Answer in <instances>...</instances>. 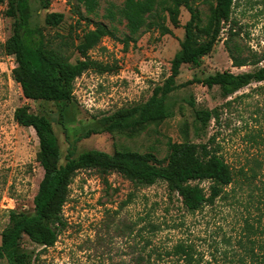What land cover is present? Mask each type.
I'll return each mask as SVG.
<instances>
[{
	"label": "rangeland",
	"instance_id": "1",
	"mask_svg": "<svg viewBox=\"0 0 264 264\" xmlns=\"http://www.w3.org/2000/svg\"><path fill=\"white\" fill-rule=\"evenodd\" d=\"M123 1L99 0L96 13L88 14L76 0H30L34 20L47 41L51 46L62 45L72 62L78 54L71 43L79 41L83 29L99 23L112 31L88 51L110 70H87L77 77L70 102L23 97L11 76L15 59L3 47L12 19L5 14L6 4L0 3V232L8 210L33 211L32 199L43 174L34 130L13 119L15 108L26 105L51 121L60 164L69 149L75 155L89 149L149 152L165 164L170 142L190 141L213 147L234 174L227 197L190 212L164 181L142 186L117 172L79 170L69 184L62 209L66 224L54 245L43 248L26 236L21 240L34 264H264V81L227 98L220 95L218 86L188 84L169 94L166 104L171 115L162 122L132 133L102 131L98 117L144 102L169 75L170 60L183 37L182 25L189 18L181 7V26L173 27L166 20L172 34L145 26L125 46L121 42L124 23L104 17L110 3L120 6ZM45 2L47 8L42 6ZM213 4L194 1L200 25L208 21ZM48 12L63 13L62 21L45 24ZM228 25L238 33L228 42L235 56L264 57V0H234L219 40L197 65L181 66L177 83L216 71L239 73L256 67L231 65L224 45ZM262 64L264 60L258 66ZM214 107H219V122L211 120L202 130L195 109ZM199 184L207 188L208 181ZM0 264L12 263L0 260Z\"/></svg>",
	"mask_w": 264,
	"mask_h": 264
},
{
	"label": "trees",
	"instance_id": "2",
	"mask_svg": "<svg viewBox=\"0 0 264 264\" xmlns=\"http://www.w3.org/2000/svg\"><path fill=\"white\" fill-rule=\"evenodd\" d=\"M76 1L88 14L96 13L99 6V0ZM194 1L214 2L204 25H200ZM233 2L234 0H124L120 6L110 3L105 8L104 17L111 22L124 23L125 32L121 42L125 46L134 41L145 26L157 28L160 34H172L166 20L173 27L181 26L178 20L181 7L186 9L189 18L182 25L183 37L179 40V49L170 60L169 75L152 88L150 96L144 102L121 107L98 117L97 123L101 130L109 133H132L148 124L162 122L171 115L166 104L169 94L188 84L198 83L207 88L218 86L220 95L227 98L253 82L264 81V64L258 66L264 57L248 60L235 56L228 42L238 33L232 25H228V38L224 40V45L230 55L231 65L241 67L254 64L256 67L239 73L216 71L202 78L193 77L183 83L176 82L183 64L197 65L212 50L222 29L230 20ZM0 3L6 4L5 14L12 19V31L5 40L4 51L15 59L11 76L19 84L24 98L70 102L74 99V82L77 77L87 70L100 73L110 70L108 65L92 59L88 54L103 36L112 35V31L105 25L98 23L93 29H83L78 37L79 41L75 43L72 40L71 44L78 54V58L72 62L62 50V45L51 46L47 41L41 26L34 20L30 0H0ZM42 6L47 8L48 2ZM62 19L63 13L48 12L44 22L56 25ZM63 46H67L66 43ZM218 108L195 109V120L202 130L211 120L219 122ZM13 119L18 125L34 130L38 141L37 160L43 174L32 199L33 211L8 210L7 223L0 232V260L12 264H34L32 253L21 245L24 236L43 248L54 245L66 224L62 209L68 199L69 184L79 170L117 172L142 186L164 181L168 190L176 193L184 208L190 212L227 197L226 188L234 181L230 165L217 150L206 143L190 141L170 142L165 164L160 163L149 152L120 150L108 153L99 149H89L76 155L69 149L65 162L60 164L58 139L46 116L36 114L26 105H21L15 108ZM202 181H208L207 188L200 186Z\"/></svg>",
	"mask_w": 264,
	"mask_h": 264
}]
</instances>
